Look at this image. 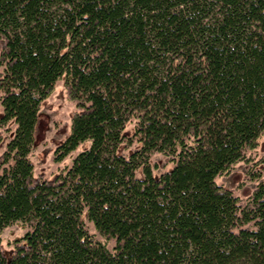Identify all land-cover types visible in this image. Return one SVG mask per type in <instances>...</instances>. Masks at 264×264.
Listing matches in <instances>:
<instances>
[{
    "label": "trees",
    "instance_id": "obj_1",
    "mask_svg": "<svg viewBox=\"0 0 264 264\" xmlns=\"http://www.w3.org/2000/svg\"><path fill=\"white\" fill-rule=\"evenodd\" d=\"M0 67V264H264V183L215 181L264 137V0H0ZM59 81L56 160L89 147L46 178L29 154Z\"/></svg>",
    "mask_w": 264,
    "mask_h": 264
},
{
    "label": "rangeland",
    "instance_id": "obj_2",
    "mask_svg": "<svg viewBox=\"0 0 264 264\" xmlns=\"http://www.w3.org/2000/svg\"><path fill=\"white\" fill-rule=\"evenodd\" d=\"M2 67H0L1 71ZM76 101H70L65 93L63 82L56 83L53 93L46 99L40 108V115L35 131V144L29 154L33 164L34 175H43L50 178L53 174L71 165L73 157L89 147V141L80 144L60 160L57 147L66 139L70 131V119L75 110ZM2 108L0 105V118ZM15 125L13 122L0 123V156L6 150L7 143L13 136ZM130 131V129H129ZM136 149V144L130 146H120L119 151L128 156L129 152ZM151 164L155 167L154 173L171 167L169 158L159 153L153 152L149 156ZM216 183L230 190L234 196L241 200H246L255 187L264 183V137H262L255 150L246 153V160L234 165L226 174L216 177ZM89 232L95 240L103 241L92 224H86ZM28 225L16 222L11 226L2 229L1 237L4 249L9 250L13 242L21 238ZM113 243H108V248H112Z\"/></svg>",
    "mask_w": 264,
    "mask_h": 264
}]
</instances>
